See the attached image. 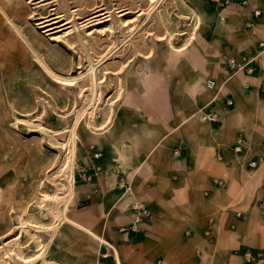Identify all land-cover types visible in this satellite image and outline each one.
I'll return each instance as SVG.
<instances>
[{
    "label": "crops",
    "instance_id": "1",
    "mask_svg": "<svg viewBox=\"0 0 264 264\" xmlns=\"http://www.w3.org/2000/svg\"><path fill=\"white\" fill-rule=\"evenodd\" d=\"M197 4L200 51L161 66L154 74L158 96L142 102L146 111L121 110L92 137L88 150L101 156L83 162L101 171L88 183L77 179L42 264H264V161L247 165L264 159V55L251 75L225 65L227 57L256 56L264 0ZM202 113L218 119L203 122ZM238 137L244 149L235 154ZM120 179L131 195L118 187ZM134 201L150 213L137 232L129 231Z\"/></svg>",
    "mask_w": 264,
    "mask_h": 264
},
{
    "label": "rangeland",
    "instance_id": "2",
    "mask_svg": "<svg viewBox=\"0 0 264 264\" xmlns=\"http://www.w3.org/2000/svg\"><path fill=\"white\" fill-rule=\"evenodd\" d=\"M197 7L0 0V264H42L92 137L121 110L146 111L161 66L200 51Z\"/></svg>",
    "mask_w": 264,
    "mask_h": 264
},
{
    "label": "built area",
    "instance_id": "3",
    "mask_svg": "<svg viewBox=\"0 0 264 264\" xmlns=\"http://www.w3.org/2000/svg\"><path fill=\"white\" fill-rule=\"evenodd\" d=\"M211 5H213L216 8H225L229 6L232 2L237 1V3L240 6H247L248 0H208ZM255 16H259V11H254L253 13ZM258 52L255 57H247L245 55H242L238 58L235 57H227L225 59V65L228 69V71L232 74L236 73H244L246 75H251L254 71V68L252 66V63L256 61L258 58L262 57L264 55V41H260L257 45ZM206 87L208 89H213L215 87V83L212 80L207 81ZM228 105H231V102H227ZM218 119V115L216 113H208L204 114L202 113L200 115V120L203 122L208 123H215ZM244 149V139L241 137H238L235 141L234 146V152L241 153ZM264 152V150H263ZM175 155H177V152H174ZM100 153H94L92 154L93 160H98L100 158ZM215 159L217 161H222V157L220 154H217ZM264 161L263 157H258L256 160H250L248 161L247 165L250 169L256 168L258 165H260ZM101 171V167L98 165L92 166L90 169L87 167H81L77 170V176L78 179L83 183H88L92 180V178L98 174ZM214 184H220V181L214 180ZM118 187L124 191V193L131 195L130 188L126 186L123 179H120L118 182ZM131 209L133 211V218L132 223L129 226V231L131 232H137L138 225L141 224L144 220L148 219L150 217V213L147 210L146 206L140 202V201H134L131 205ZM261 211L264 213V206L261 204ZM237 217H240V213L236 214ZM233 229V227H231ZM124 229H122L123 231ZM204 235L207 236L208 232L205 231ZM196 254H200V251H196ZM244 257L246 260L250 261L251 256L248 253L244 254ZM106 264H112V263H106Z\"/></svg>",
    "mask_w": 264,
    "mask_h": 264
},
{
    "label": "bare ground",
    "instance_id": "4",
    "mask_svg": "<svg viewBox=\"0 0 264 264\" xmlns=\"http://www.w3.org/2000/svg\"><path fill=\"white\" fill-rule=\"evenodd\" d=\"M24 41H25V40H24ZM178 64H179V63H178ZM180 64H181V63H180ZM202 86H203V85H202ZM205 96H206V95H205ZM207 99H208V98H207ZM186 115H187V114H186ZM188 119H189V118H188ZM235 154H236V152H235ZM235 154H234V155H235ZM241 155H242V154H241ZM69 220H70V219H69ZM69 220H68V221H69ZM93 238H94V237H93ZM99 243H100V242H99ZM106 245H107V244H106Z\"/></svg>",
    "mask_w": 264,
    "mask_h": 264
}]
</instances>
